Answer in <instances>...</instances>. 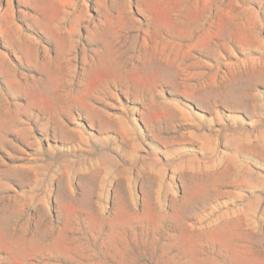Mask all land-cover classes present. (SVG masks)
Listing matches in <instances>:
<instances>
[{
	"label": "rangeland",
	"instance_id": "rangeland-1",
	"mask_svg": "<svg viewBox=\"0 0 264 264\" xmlns=\"http://www.w3.org/2000/svg\"><path fill=\"white\" fill-rule=\"evenodd\" d=\"M0 264H264V0H0Z\"/></svg>",
	"mask_w": 264,
	"mask_h": 264
}]
</instances>
